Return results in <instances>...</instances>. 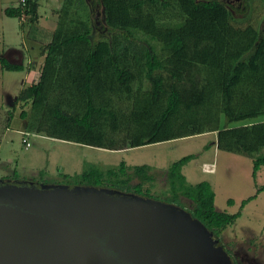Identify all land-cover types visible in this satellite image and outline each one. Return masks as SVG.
<instances>
[{
    "label": "trees",
    "instance_id": "obj_1",
    "mask_svg": "<svg viewBox=\"0 0 264 264\" xmlns=\"http://www.w3.org/2000/svg\"><path fill=\"white\" fill-rule=\"evenodd\" d=\"M92 1L63 0L41 51L39 79L22 88L13 105L27 107L18 114L24 132L112 152L216 133V148L250 158L256 178L264 167V121L232 125L264 114V20L259 29L243 26L249 0L234 12L221 0H97L101 29L91 18ZM37 2L6 15L33 25ZM95 31L106 35L93 39ZM192 158L168 166V201L190 199V214L216 238L240 211H218L207 181L185 184L181 168ZM65 179L151 197L143 187L154 177L149 165L120 162Z\"/></svg>",
    "mask_w": 264,
    "mask_h": 264
},
{
    "label": "water",
    "instance_id": "obj_2",
    "mask_svg": "<svg viewBox=\"0 0 264 264\" xmlns=\"http://www.w3.org/2000/svg\"><path fill=\"white\" fill-rule=\"evenodd\" d=\"M0 264H232L182 208L93 185L0 179Z\"/></svg>",
    "mask_w": 264,
    "mask_h": 264
},
{
    "label": "rangeland",
    "instance_id": "obj_3",
    "mask_svg": "<svg viewBox=\"0 0 264 264\" xmlns=\"http://www.w3.org/2000/svg\"><path fill=\"white\" fill-rule=\"evenodd\" d=\"M59 2L61 4V0ZM92 2L95 7L98 1ZM53 6L48 4L44 9ZM248 7L243 26L254 25L257 29L261 28L264 20V0H254V2L249 0ZM240 8V4L234 1L232 11H242ZM42 11L41 9L39 13ZM94 15L95 12L91 14V18ZM236 16H240L239 13H236ZM23 20L26 25L30 24L25 18ZM99 21L102 24V17ZM18 22L17 18L5 17L0 11L1 48L26 43L31 26L21 27ZM105 35L95 31L93 39ZM1 82L0 77V138L2 140L0 141V176L9 171L8 176L12 179L25 178L38 183L66 184V181L70 180L65 177L69 179L92 166L106 169L116 167L120 162L128 166L149 165L152 167L154 179L151 185L144 184L143 188L150 189V198L168 203V200L173 198V193L168 190L167 168L174 161L192 155L193 158L181 168L185 184L192 186L207 181L214 193V205L218 211L228 214L240 211V216L218 237L219 243L226 247L237 264H264V191L256 194V188L264 184V167L257 172L256 178L253 177L252 160L244 155L218 150L215 147L216 133H205L116 152L80 146L40 135H30L25 137L30 143V146L25 148L21 142L23 136L16 132L15 128L23 124L18 114L27 107L17 104L13 109L14 101L12 102V98H5V91L16 92L18 86L14 83ZM9 117L12 120L7 124ZM261 121H264V114L232 125ZM7 125L8 128L5 130ZM7 158L12 160V163L6 165L10 169L8 171L2 168ZM204 164H208L209 167H205ZM134 183H137L136 179H133L132 184ZM254 194L257 195L256 198L247 202L245 208L240 210L241 201ZM228 199L233 201L231 205L227 203ZM176 204L185 211L193 207L192 201L182 195L178 196Z\"/></svg>",
    "mask_w": 264,
    "mask_h": 264
},
{
    "label": "crops",
    "instance_id": "obj_4",
    "mask_svg": "<svg viewBox=\"0 0 264 264\" xmlns=\"http://www.w3.org/2000/svg\"><path fill=\"white\" fill-rule=\"evenodd\" d=\"M37 1H38L37 3H38L39 17L35 24L26 25V23H24L23 16L15 17L18 19L19 21L18 24L21 25V27L31 26L29 27L31 29L30 30L31 32H29V34L26 37L27 38L26 43L22 42L20 46L18 43L15 46L9 45L6 48L0 47V59L5 61L8 65L16 66L18 68L15 70L3 69L0 64V77L2 79L1 83H5V84L14 83L18 86V90L16 89V92L10 93L9 91H5V98H12V102L13 101L15 102L17 95L22 88L30 86L31 84H35L38 81L39 76H40V70L43 64V55L41 51H42V48L45 45H47L51 40L52 33L56 27L57 12L59 11L63 3V0H61V4H59L60 3L59 0H37ZM48 4L52 6L54 5V6L51 7L50 9L48 8L44 9V7H46ZM18 7L19 6L17 5L16 0H0V11L5 17H9L6 15V10L12 9V8L16 9ZM41 9L43 11L42 13H39ZM11 120L12 118L9 117L6 123L9 124ZM7 128H8V125L7 127H5V130ZM15 131L23 136L21 142L23 146L27 148L26 145L23 143V139H26L25 138L26 136L23 133H27V132H24L23 125L20 124L18 127H16ZM30 135H34V134H30ZM0 141H2L1 138H0ZM215 147H216V144H215ZM9 163H12V160L7 158V160H5L4 162L5 166L3 165L2 167L3 170H7V171L10 170L8 169L9 167L6 166V165H9ZM204 166L209 167L208 164H204ZM8 172L5 175L0 176V178L1 179L10 178L8 176ZM256 176H257V173H256ZM18 179L27 180L25 178H18ZM228 200H231V199H228ZM243 208H245V206Z\"/></svg>",
    "mask_w": 264,
    "mask_h": 264
},
{
    "label": "flooded vegetation",
    "instance_id": "obj_5",
    "mask_svg": "<svg viewBox=\"0 0 264 264\" xmlns=\"http://www.w3.org/2000/svg\"><path fill=\"white\" fill-rule=\"evenodd\" d=\"M226 6H227V8L228 9H230L231 11L233 10V6H234V1H237L239 4H240V7L242 6V1L241 0H221ZM89 8H90V13L92 14L93 12H95V15L93 16V18H92V21H93V24L98 28V29H101L102 28V26H101V24H100V17H102V10H101V8H100V6H99V4L97 3L96 5H95V7L92 5V3H90V6H89ZM239 8V7H238ZM150 198V197H149ZM170 204H173V203H170ZM174 205H176L177 206V204H174ZM187 212H189V210L187 211ZM190 213V212H189ZM192 216V215H191ZM193 217V216H192ZM220 236V235H219ZM218 236V237H219ZM218 237H216V239L218 240L219 238ZM222 246H223V244L222 243H220ZM224 248V247H223ZM224 250L226 251V253L229 255V257H230V259H231V261H232V264H237L233 259H232V257H231V255L229 254V252H227L228 250L226 249V247L224 248Z\"/></svg>",
    "mask_w": 264,
    "mask_h": 264
},
{
    "label": "built area",
    "instance_id": "obj_6",
    "mask_svg": "<svg viewBox=\"0 0 264 264\" xmlns=\"http://www.w3.org/2000/svg\"><path fill=\"white\" fill-rule=\"evenodd\" d=\"M16 1H17V5L22 8V7L26 6L28 0H16ZM23 134L25 136H29L30 135L29 133H23ZM23 143L26 145V147H28L30 145V143L26 139H23Z\"/></svg>",
    "mask_w": 264,
    "mask_h": 264
}]
</instances>
